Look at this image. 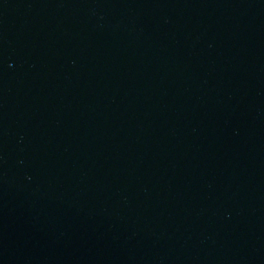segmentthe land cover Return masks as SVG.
Here are the masks:
<instances>
[{
    "label": "water",
    "instance_id": "1",
    "mask_svg": "<svg viewBox=\"0 0 264 264\" xmlns=\"http://www.w3.org/2000/svg\"><path fill=\"white\" fill-rule=\"evenodd\" d=\"M0 264H264V0H0Z\"/></svg>",
    "mask_w": 264,
    "mask_h": 264
}]
</instances>
